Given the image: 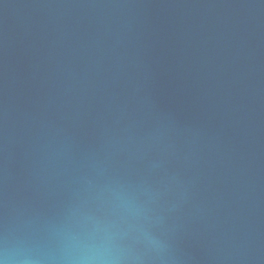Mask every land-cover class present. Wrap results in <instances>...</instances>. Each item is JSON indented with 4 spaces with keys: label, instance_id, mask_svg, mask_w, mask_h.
<instances>
[{
    "label": "water",
    "instance_id": "1",
    "mask_svg": "<svg viewBox=\"0 0 264 264\" xmlns=\"http://www.w3.org/2000/svg\"><path fill=\"white\" fill-rule=\"evenodd\" d=\"M0 264H264V0H0Z\"/></svg>",
    "mask_w": 264,
    "mask_h": 264
}]
</instances>
